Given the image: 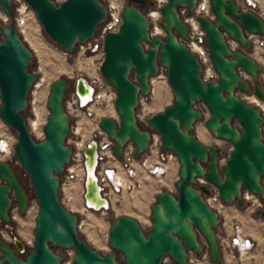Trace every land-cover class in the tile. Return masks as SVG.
I'll list each match as a JSON object with an SVG mask.
<instances>
[{
    "label": "water",
    "instance_id": "95a60500",
    "mask_svg": "<svg viewBox=\"0 0 264 264\" xmlns=\"http://www.w3.org/2000/svg\"><path fill=\"white\" fill-rule=\"evenodd\" d=\"M25 1L52 42L66 52H74L78 44L90 40L107 17L102 0ZM209 2L214 18L198 16L197 21L205 33L216 80H203V66L186 44L190 25L180 9H186V17L192 16L196 0H167L161 7L159 25L165 37L151 35L150 19L142 10L153 5V0H127L119 30L104 37V58L99 69L116 90L114 106L119 123L103 117L99 125L113 139L115 156L120 157L124 144L131 140L134 156L140 158L148 150L151 133L156 132L161 149L172 151L180 168L174 183L177 193L162 190L156 194L151 208L152 225L147 231L134 217L110 218L108 241L112 251L103 254L80 237L77 215L59 200V175L71 155V146L66 143L71 117L64 108L68 80L59 78L51 83L44 138L34 139L23 115L36 81L28 68L33 53L15 28L11 0H0V7L10 18L7 24L0 25V118L17 132L14 153L31 180L38 204L32 248H26L15 236L16 249L24 254L19 256L0 235V264H61L63 254L56 253L55 247L72 248L73 264H122L117 253L123 255L124 264H190L191 253L200 256L203 252L200 236L207 243L210 262L221 264L217 235L221 217L204 199L210 194L209 187L198 184L197 178L214 185L226 204H250L243 197L244 190L264 204V117L258 106L240 96L253 94L264 102V82L260 80L263 67L250 56L251 41L245 34V30L263 34L264 22L254 12L240 10L234 0ZM225 35L236 40L243 50H231ZM160 67L166 69L174 100L148 118V126L144 127L136 116L139 97L151 93L150 79ZM132 73L135 80L130 77ZM76 90L80 96L90 93L82 78H77ZM198 102L209 112L205 125L210 133L231 145L224 165L219 160L226 147L207 146L193 133L196 121L202 118L201 110L196 108ZM83 153L84 203L99 211L108 207V201L101 195L95 176L96 141H89ZM0 181V221L7 225L11 222L12 202H16L19 213H24L29 195L8 161L0 160ZM256 215L264 216V210L257 209Z\"/></svg>",
    "mask_w": 264,
    "mask_h": 264
},
{
    "label": "rangeland",
    "instance_id": "374dc122",
    "mask_svg": "<svg viewBox=\"0 0 264 264\" xmlns=\"http://www.w3.org/2000/svg\"><path fill=\"white\" fill-rule=\"evenodd\" d=\"M62 1L63 0H56V2ZM102 1L104 4H107L108 0ZM153 1V5H148L142 10L144 13H146V15L152 13L159 14L157 20L152 21L150 19V32H152V34H156L157 28L161 32V34H159L158 36L165 37V32L160 27L159 22L161 20L160 9L164 4L167 3V0ZM257 1L259 2V5L258 7H256V11H264V0ZM184 16L185 15H182L183 18ZM211 17L214 18L213 14ZM0 25L5 24H1L0 22ZM28 28L29 31L26 35V38L24 39L22 37L24 43L33 53V58L31 59L28 68L29 71L34 73L36 76L35 83L43 79V82H41L42 85L40 87V93L43 98H47L50 85L54 80H57L59 78H66L68 80L69 85L65 95V98H67L74 81L78 77L81 76L84 78H89L92 75L101 73L99 67L101 62L103 61L104 55L101 56L97 52L91 54L88 53L85 54V56H81L77 53L79 51L78 46L76 47V50L74 52L64 51L60 46L53 43L50 37L43 30L36 16V13L32 8L30 9L28 15ZM0 40H2L1 34ZM249 54L262 65L263 70L260 74V80L264 82V56L261 55L260 50H253L252 48ZM260 60L263 61L260 62ZM206 67L207 66H203L202 77L206 74ZM130 77L131 79L135 80V73H132ZM150 85L151 93L147 96H141L139 105L136 109L137 119L144 127H147L148 118L158 112L163 111L165 107L171 105L174 100L173 91L168 82L166 69L164 67H160L158 74L151 78ZM33 90H35L34 86H32L29 91L28 99L31 98V92ZM251 95L252 94L240 93V96L244 100H246V97H249ZM196 108L201 110L202 118L196 121L193 133L203 144L207 146L217 145L218 147H226V150L220 153L219 160L220 165H224L229 156L231 145L226 140L216 138L206 127L205 120L209 117V112L206 106L203 103L198 102L196 104ZM41 110L45 111L43 106L41 107ZM97 113L98 115L100 114L99 111H97ZM23 115L26 119H29L31 117L29 106L27 107V110L23 112ZM93 128V122L89 119H86V123L84 124L83 129V136L87 142L90 140L89 136ZM30 133L34 137V139L41 140L37 136V134L31 131ZM16 134L17 132L13 128L5 124L0 118V139L7 138L12 143V150L10 151V154L4 157V155L0 153V160L8 161L12 165L18 179L29 195V202L27 210L24 213H19L16 209V202H12L9 212L11 222L7 225H4L2 222H0V235L9 244L12 243L13 238L17 236L24 242L26 248L31 249L35 239L33 231L35 227V217L38 211V206H34L36 200L34 192L32 190L31 180L25 170L21 167L14 153ZM200 134L205 135V140H202L200 138ZM170 152L172 151L161 150L160 159H165V157L169 155ZM144 153V155L150 156L149 150ZM164 162H167V160H165ZM167 164L168 171L166 172V175L157 178L153 176L151 177L147 175V173L144 174L145 179L140 190L133 193L132 195H124L122 198H119L118 201L114 202L112 206L101 209L99 211L85 207L83 198V181L75 180L70 183L71 188L69 190V196L71 197L72 202L69 205H67V201H62L63 192L59 191V199L62 205L67 209L71 208L70 211L77 215L78 233L80 237L85 239L93 248L97 249L103 254H106L112 251L108 241V232L112 223L110 220L111 217L117 218L120 215H128L134 217L140 222L144 231H147L152 225L151 208L156 203V194L161 192L162 190H169L172 193H177L174 183L179 179L180 164L176 157L175 159L168 161ZM59 179H61L60 176ZM208 186L210 189V193H212L213 190L217 189L212 184H209ZM244 192H246V190H244ZM258 200V203L254 205L246 204L243 207H238L236 204L224 203V208L220 213V224L217 228L218 240L223 255L221 264H255L253 262V259L250 257H245L244 255L240 256L235 252L230 254V230H234V224L236 222L240 224L238 225L240 226L243 233L252 235L259 242L260 245L258 246V256L256 258L259 262H261V264H264V216L256 215L257 209L264 210V204L260 199ZM199 238L203 246V252L200 256H195L191 253L190 264H213L209 260L208 246L205 242V239L202 236H200ZM27 241H30V243L28 244ZM54 250L56 251L57 248L55 247ZM16 253L19 256H24V254L18 252L17 250ZM117 259L122 264H124V258L121 253H117ZM169 260L170 258L167 257L166 262H169Z\"/></svg>",
    "mask_w": 264,
    "mask_h": 264
},
{
    "label": "built area",
    "instance_id": "2783aa9c",
    "mask_svg": "<svg viewBox=\"0 0 264 264\" xmlns=\"http://www.w3.org/2000/svg\"><path fill=\"white\" fill-rule=\"evenodd\" d=\"M234 1L240 7V10L252 11L257 14L264 22V11H256V7H258L259 5V2L257 0ZM126 2L127 0H108L107 4H104L107 14L106 20L100 24L99 29L90 40L77 45L79 47V51L77 52L79 55L85 56V54L97 52L101 56L104 55V37L108 32H117L119 30V27L123 21L122 11ZM11 6L15 28L19 36L21 35V39L22 37L25 39L26 34L29 31L26 24L28 13L31 8L25 0H11ZM185 12V8L180 9V14L185 15ZM198 16H207L209 18H212L209 0H196V7L193 11V15L190 16V18H194L198 23ZM187 18L188 17L184 16L183 19L186 21ZM9 21L10 18L5 15V12L0 7L1 24H7ZM198 26L201 34L197 35L190 26L189 39L188 41H186V44L188 48L197 55V58L199 59L202 66H207L208 68H210V71H205L206 74L203 75V80H215L218 75L213 68L208 53V48L205 44V33L200 27L199 23ZM245 34L246 37L251 41V48L253 50H260L261 55L264 56V33L261 35H257L249 33L245 30ZM225 39L231 50H243V47H241L240 44L233 38L225 35ZM197 45L199 47L198 49L196 48ZM238 71L243 78L249 79V76L246 75L243 71H241L240 69H238ZM81 78L84 80V83L90 87V93L85 96H80L76 90V79L69 91L68 97L64 98L65 111L71 117V122L69 123L70 133L66 138V143L71 146V155L69 164L64 167L62 174L59 175L61 178L59 179L60 191L63 192L62 201H67V205L71 204L72 202L71 197L68 193H66V189L71 188V182L75 180H81L84 182L86 171L84 166L83 152L87 146V143L91 140H95L97 144L98 155V162L95 168V176L100 188L101 195L108 201L109 207L124 195H132L133 193L140 190L145 179L144 174L147 173V175L157 178L166 175V172L168 171L167 162L175 159L176 156L173 154V152H170V154L167 155L165 159H160V151L162 150L161 139L158 133L152 132L151 142L148 147L150 156H146L144 155L145 153H143L140 158H136L134 156L135 145L130 140L124 144L121 156L116 157L113 152V139L110 138L108 133L104 131L99 125L100 120L103 117L112 118L117 125L119 123V116L114 106V102L116 99V90L114 86L102 76L101 73L92 75L89 78ZM41 82H43V79H41L39 82H34L35 84L33 83L32 85L34 86L35 90L31 92V98L28 99L27 97V104L31 111V117L29 119L25 118L27 126L29 128V132L31 131L37 134L40 139L44 137L43 127L47 122V116L49 114L46 106L47 98H43L40 93V87L42 85ZM140 99L141 96L139 97V102ZM263 104L264 102L260 101L257 97L256 101L253 103V105L258 106L261 109L262 113L264 111ZM42 106L44 107L45 111L41 110ZM97 111L100 112L99 115ZM86 119L91 120L94 124V128L90 133V140L88 142L83 136V129L84 124L86 123ZM33 124L36 125V128L40 130V134L37 133L36 130L31 129V126ZM262 135V141L264 143V124L262 125ZM3 141L5 142V144L7 143L8 146H11V143L7 138L0 139V142ZM165 160H167V162H164ZM261 182L264 185V177L261 179ZM197 183L206 184L207 186L209 185L202 178H197ZM210 194L211 195H204V199L211 208L215 209L220 214V210L224 208V202L219 198L218 189L213 190V192ZM248 194L255 196L246 190V192H243L244 199ZM255 197L258 203L259 200L257 196ZM245 200L248 201L247 199ZM249 202L251 205H253V202ZM34 206H38L37 202L34 203ZM16 209L18 210V206H16ZM68 210H71V208H69ZM238 224L239 223L237 222L234 224V234L230 239V249L236 248L243 251L250 250L253 246V242H250V239L243 235L242 230L239 226L240 224ZM56 248V253L63 254L61 264H73L75 251L72 248Z\"/></svg>",
    "mask_w": 264,
    "mask_h": 264
},
{
    "label": "bare ground",
    "instance_id": "6f19581e",
    "mask_svg": "<svg viewBox=\"0 0 264 264\" xmlns=\"http://www.w3.org/2000/svg\"><path fill=\"white\" fill-rule=\"evenodd\" d=\"M155 1H158V0H155ZM161 1V0H160ZM6 15V14H5ZM28 15H29V13H28ZM148 16V18L149 19H151L152 21H155V20H157L158 19V17H159V14H157V13H152V14H148L147 15ZM6 20V19H5ZM8 20V19H7ZM186 21H187V23L191 26V28H192V30H194V32H196V34L197 35H200L201 34V32L199 31L200 29H199V26H198V23L195 21V19L194 18H190V17H188L187 19H186ZM26 26H27V28H28V19H27V24H26ZM29 29V28H28ZM156 34H152L151 33V35H153V36H158L159 34H161V32H160V30L159 29H157L156 28ZM28 34V33H27ZM26 34V35H27ZM196 48L198 49L199 47H198V45L196 46ZM196 50V49H195ZM260 55V54H259ZM261 56V55H260ZM261 58H263V57H261ZM264 59V58H263ZM261 61H263V60H260V62ZM210 68H208V67H206V69L205 70H208V71H210L209 70ZM81 78V77H80ZM151 80V79H150ZM249 80V79H248ZM158 92H159V88H158ZM160 96V95H159ZM249 103H251V104H253L255 101H256V97L252 94L251 96H249V97H246L245 98ZM261 105V104H260ZM40 108V107H39ZM102 116V115H101ZM31 129H33V130H36L37 131V133H39L40 134V130L38 129V128H36V125H32L31 126ZM39 131V132H38ZM200 136V138L202 139V140H205V135L204 134H200L199 135ZM44 138V137H43ZM42 138V139H43ZM11 143V142H10ZM0 153H2L3 155H4V157H6L8 154H10V151L12 150V143H11V146H8V144L6 143L5 144V142L3 141V142H0ZM69 190L70 189H66V193H68L69 194ZM245 199H247L248 201H251V202H253V205L255 204V203H257V201H256V197L255 196H252V195H250V194H248L246 197H245ZM258 205V204H257ZM215 206V205H214ZM78 210V209H77ZM222 210H223V208H222ZM221 211V210H220ZM1 222V221H0ZM4 236V235H3ZM27 243L29 244L30 243V241H27Z\"/></svg>",
    "mask_w": 264,
    "mask_h": 264
},
{
    "label": "crops",
    "instance_id": "0c3cea01",
    "mask_svg": "<svg viewBox=\"0 0 264 264\" xmlns=\"http://www.w3.org/2000/svg\"><path fill=\"white\" fill-rule=\"evenodd\" d=\"M243 233V232H242ZM233 234H234V232L232 231V230H230V239H231V237L233 236ZM243 235L245 236V237H248L249 239H250V242H253V246H252V248L250 249V250H238V249H236V248H232V249H230V254L231 253H233V252H235V253H237V254H239L240 256H242V255H244L245 257H250V258H252L253 259V262L255 263V264H261V262H259L258 260H257V254H258V249H259V242L256 240V238H254L252 235H250V234H245V233H243ZM229 240V239H228ZM228 242V241H227ZM222 259H223V255H222Z\"/></svg>",
    "mask_w": 264,
    "mask_h": 264
},
{
    "label": "flooded vegetation",
    "instance_id": "af4514ba",
    "mask_svg": "<svg viewBox=\"0 0 264 264\" xmlns=\"http://www.w3.org/2000/svg\"><path fill=\"white\" fill-rule=\"evenodd\" d=\"M217 79V78H216ZM215 79V80H216ZM17 205V204H16ZM10 246L12 247V249L14 250V251H16L17 249H16V246H15V243H14V240L12 241V243H10ZM0 256H1V254H0Z\"/></svg>",
    "mask_w": 264,
    "mask_h": 264
}]
</instances>
